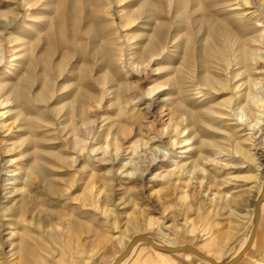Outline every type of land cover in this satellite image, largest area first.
Returning <instances> with one entry per match:
<instances>
[{
  "label": "rangeland",
  "instance_id": "374dc122",
  "mask_svg": "<svg viewBox=\"0 0 264 264\" xmlns=\"http://www.w3.org/2000/svg\"><path fill=\"white\" fill-rule=\"evenodd\" d=\"M252 40L264 0H0V264H264ZM23 181L46 212L14 234Z\"/></svg>",
  "mask_w": 264,
  "mask_h": 264
},
{
  "label": "bare ground",
  "instance_id": "6f19581e",
  "mask_svg": "<svg viewBox=\"0 0 264 264\" xmlns=\"http://www.w3.org/2000/svg\"><path fill=\"white\" fill-rule=\"evenodd\" d=\"M254 39H257V38H254ZM256 43H257L256 40H252V44L254 46H252V45H241L240 48L238 47L239 48L238 50H235L234 51V57L237 60V62L241 65V68L244 71L243 73L246 76V86H247V89H249V86L257 85V83L255 82V80H253L251 78L252 76H250L251 75L250 74L251 72L249 70V66H252L253 67V68L252 67L251 68H252V70L255 71V73H256V69L260 68L261 66H264V52H262V50L258 49L259 46H255ZM175 47H177V46H175ZM178 47H179V44H178ZM261 49H262V47H261ZM248 72H250V73H248ZM258 74H260V73H258ZM261 103H262V101H261ZM261 112H263V110ZM240 115H241V113H240ZM258 120L260 121V118H258ZM257 124H259V122H257L256 125ZM20 155H21L20 160L17 162V166H20L19 169H18L19 172H20L19 175H21V176L23 175L24 176V180H26L29 177V171H28L29 168L26 167L27 157L24 155V148H23V145L22 144L20 146ZM8 199H9L8 200V207L6 208V213H7L6 214V219L7 220L6 221H7V224L9 226V228L10 227H13L14 228L12 230V232L14 234L16 232L15 229H17V227L19 228V226L24 225V222L27 219H30V220L33 221L35 219V216L36 217H40L42 214H44L46 212V210L43 209V207L41 206V204L36 201L35 196L32 195L29 192V189H27V187L25 186L24 181H23V187H21L20 189H18L17 192L12 193L8 197ZM40 223H41V221H40ZM24 233H25V231H24ZM22 234H21V236H22ZM25 234H28V233H25ZM25 234H24V237H26ZM140 241L138 240L135 243V245L138 242H140ZM15 242L16 241H14V240H11L9 242V245H10V248H11V250L9 252L10 253L9 256L10 257H13V258H17L19 255H21V253H19V251H21L20 250V243L21 242L20 243H17V244H15ZM29 242H30V239H29ZM23 243H24V241H23ZM135 245L133 246V248L135 247ZM24 247H27V246H24ZM126 257L127 256H125V258ZM19 259H21V258H19ZM213 261L216 262L215 260H213ZM216 264H217V262H216Z\"/></svg>",
  "mask_w": 264,
  "mask_h": 264
},
{
  "label": "water",
  "instance_id": "95a60500",
  "mask_svg": "<svg viewBox=\"0 0 264 264\" xmlns=\"http://www.w3.org/2000/svg\"><path fill=\"white\" fill-rule=\"evenodd\" d=\"M260 200L259 201H257L256 203H255V214L257 215L258 214V209H259V204H260ZM140 238H142V239H144L149 245H151L154 249H160L161 250V248L160 247H158L157 245H155V243L151 240V239H149V238H147V237H144V236H139V237H136V238H134L130 243H129V245H128V247L125 249V251H124V254H126L127 252H129V251H131L132 250V248H133V246L135 245V243L140 239ZM249 245H250V242L233 258V260L230 262V263H228V264H233L234 262H236V261H238L243 255H244V253L246 252V250H247V248L249 247ZM163 250V249H162ZM194 252V254L195 255H197L198 257H200V258H202V259H204V260H208V261H211V262H213V263H215L213 260H211L208 256H206V255H204V254H202V253H199L198 251H193ZM114 264H118V262H116V263H114Z\"/></svg>",
  "mask_w": 264,
  "mask_h": 264
}]
</instances>
